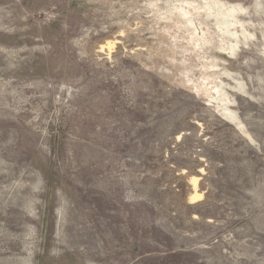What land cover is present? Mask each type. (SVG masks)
Masks as SVG:
<instances>
[{
	"label": "rangeland",
	"instance_id": "1",
	"mask_svg": "<svg viewBox=\"0 0 264 264\" xmlns=\"http://www.w3.org/2000/svg\"><path fill=\"white\" fill-rule=\"evenodd\" d=\"M0 264H264V0H0Z\"/></svg>",
	"mask_w": 264,
	"mask_h": 264
},
{
	"label": "bare ground",
	"instance_id": "2",
	"mask_svg": "<svg viewBox=\"0 0 264 264\" xmlns=\"http://www.w3.org/2000/svg\"><path fill=\"white\" fill-rule=\"evenodd\" d=\"M78 140V139H77ZM87 141V140H86ZM86 239V238H85ZM84 241H87V240H84Z\"/></svg>",
	"mask_w": 264,
	"mask_h": 264
}]
</instances>
